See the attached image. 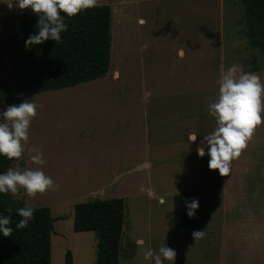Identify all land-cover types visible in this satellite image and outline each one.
Segmentation results:
<instances>
[{"label": "rangeland", "instance_id": "obj_1", "mask_svg": "<svg viewBox=\"0 0 264 264\" xmlns=\"http://www.w3.org/2000/svg\"><path fill=\"white\" fill-rule=\"evenodd\" d=\"M11 2L0 0V79L16 97L13 104L37 105L11 168L39 169L54 187L32 197L23 188L9 194L15 204L51 210V264H67L68 252L72 264H96V235L74 231V208L97 199L125 202L121 264H152L144 248L161 246L176 252L164 264H264L256 256L264 236L253 242L251 235L264 229V211L253 206L264 207V122L227 176L209 169L207 149L203 157L196 153L215 127L206 106L218 94L219 69L236 64L264 83V48L251 43L264 33L260 27L250 33L242 0H97L112 8L105 74L36 91L21 90L13 75L23 17L8 13ZM189 134L197 139L190 142ZM36 151L43 164L32 161ZM183 192L200 196L194 231L203 234L196 240L194 231L174 226V196ZM240 192L249 209L239 218L225 198L240 206ZM225 236L234 242L225 243Z\"/></svg>", "mask_w": 264, "mask_h": 264}, {"label": "trees", "instance_id": "obj_2", "mask_svg": "<svg viewBox=\"0 0 264 264\" xmlns=\"http://www.w3.org/2000/svg\"><path fill=\"white\" fill-rule=\"evenodd\" d=\"M250 33L260 27L264 31V0H242ZM35 13L26 14L20 30L19 56L12 69L18 87L36 91L63 86L100 77L105 74L109 60L112 28V8L97 5L68 18L67 29L59 42L46 40L40 45L25 46V40L37 31ZM253 38L252 45L264 48V40ZM16 97L9 93L0 79V105L13 104ZM19 158L0 156V170H7ZM199 198L197 193L184 192L174 196V226L192 231L198 221L199 206L193 217L186 215L185 201ZM9 193H0V212L10 215L9 236L0 235V264H51V233L56 219L49 208H32L33 216L27 227L17 229L21 219ZM125 224V202L122 199L94 200L74 208V231L96 235V264H119L121 241ZM72 264L71 253L66 256Z\"/></svg>", "mask_w": 264, "mask_h": 264}, {"label": "clouds", "instance_id": "obj_3", "mask_svg": "<svg viewBox=\"0 0 264 264\" xmlns=\"http://www.w3.org/2000/svg\"><path fill=\"white\" fill-rule=\"evenodd\" d=\"M97 0H15L21 10L31 9L37 16V31L25 40V46L40 45L46 40L59 42L60 34L67 29L65 14L71 18L80 12L96 6ZM218 94L215 100L206 106V110L214 118L215 127L203 135L196 149L198 157H203L207 149L209 169L218 170L221 176H227L230 162L236 159L246 147L256 126L262 122L264 113V83L250 72L243 71L239 65L232 64L226 69H219L217 80ZM37 105L31 99L19 104L7 106L0 111V156L8 159L20 158L23 145L28 141V129L31 119L36 114ZM190 142L195 141V134H189ZM200 142V144H201ZM36 164H43L42 154L36 151L31 157ZM54 187L53 181L39 169L17 171L9 168L0 172V193L15 195L18 188H23L27 196L32 197ZM160 203H164L161 198ZM198 200L193 197L185 201L186 215L193 217L198 209ZM21 219L15 224L17 229L27 227L32 219L33 209L27 205L16 209ZM10 215L0 212V235L9 236L12 232ZM203 231H194L192 236L198 239ZM135 243L143 246L144 241L137 239ZM176 252L168 246L157 250L144 248V260L152 264H164L175 260Z\"/></svg>", "mask_w": 264, "mask_h": 264}, {"label": "crops", "instance_id": "obj_4", "mask_svg": "<svg viewBox=\"0 0 264 264\" xmlns=\"http://www.w3.org/2000/svg\"><path fill=\"white\" fill-rule=\"evenodd\" d=\"M5 1H8V0H3V2H5ZM12 2H11V5H9V9H8V13H12V14H15L16 16H19V17H24L26 14H29V13H33L32 11H31V9H26L25 11L24 10H21L20 8H18L16 5H15V0H11ZM107 1H111V0H107ZM7 4H8V2H7ZM110 6H111V4H110ZM17 13H19V14H17ZM248 186V183H246V187ZM244 192V191H243ZM243 192H240L238 195H237V200H239L240 202H241V205L239 206V204H232V205H229L228 204V199H227V197L225 198L226 200H225V204H227L228 206H229V212H232L233 210L235 211V213L237 212V213H239V212H241L239 215V218L240 217H242V216H245L246 214L245 213H248V209L249 208H247V207H245L246 206V197H243ZM184 193V192H183ZM193 193H197V195H198V198H199V214H198V221H199V217H200V213H201V201H200V196H199V193L198 192H193ZM258 197H256V201L255 202H259V198L257 199ZM264 198V197H263ZM260 203H262V202H260ZM259 203V204H260ZM259 204H257V205H253V206H255L256 208H257V211L255 210V212H257V213H262V211H264V207H263V209L261 210V208L259 209V207H258V205ZM264 204V203H263ZM224 208V207H223ZM242 208H243V211H242ZM228 209V208H227ZM228 212V211H227ZM228 212V213H229ZM255 215H257L256 213H255ZM255 217V216H254ZM253 217V218H254ZM258 218V217H257ZM198 221H197V224H198ZM227 223V222H226ZM231 224V223H230ZM232 226L234 227V233L238 236V235H241L240 233H241V231L242 230H244V229H242L241 228V226H239V223L238 222H233L232 223ZM262 226H263V221H262ZM196 227H197V225H196ZM196 227H195V229H196ZM177 229V228H176ZM194 229V230H195ZM179 230H181V229H179ZM194 230H192V231H194ZM186 231V230H185ZM227 231V230H226ZM123 232H124V230H123ZM189 232H191V231H189ZM254 232V231H253ZM249 234V233H248ZM247 233L245 234L246 236L248 235ZM251 235H252V241L254 242V238H255V240H259V237L260 236H264V229L262 228L261 229V231L260 232H257L256 233V235L254 236V234L253 233H251ZM225 238V243H229V242H234V240H227L226 239V236L224 237ZM251 238V237H250ZM250 238L248 239L249 241H250ZM237 242H239L238 241V239H237ZM224 243V240H222V245H224V248H227V245ZM234 243H232V245H233ZM236 247H238V248H243L244 247V244L243 243H241V244H239V246H236ZM228 250H231V247H229V248H227ZM121 250H120V255H119V264H121L122 262H121ZM246 256H248V254H246ZM257 258H259V260L260 261H264V260H261V258H263V256H264V249L262 248V250H261V252L259 253H257ZM264 259V258H263ZM132 260V259H131ZM130 261V260H129ZM246 263V262H245Z\"/></svg>", "mask_w": 264, "mask_h": 264}]
</instances>
